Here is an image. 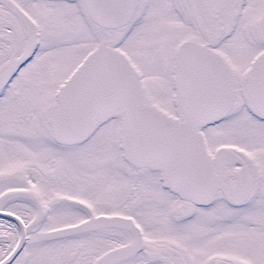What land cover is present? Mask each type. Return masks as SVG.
I'll return each instance as SVG.
<instances>
[{
  "label": "snow or ice",
  "instance_id": "1",
  "mask_svg": "<svg viewBox=\"0 0 264 264\" xmlns=\"http://www.w3.org/2000/svg\"><path fill=\"white\" fill-rule=\"evenodd\" d=\"M0 264H264V0H0Z\"/></svg>",
  "mask_w": 264,
  "mask_h": 264
}]
</instances>
